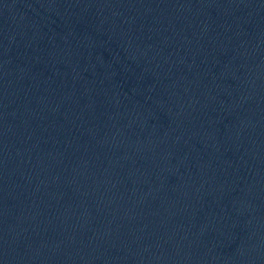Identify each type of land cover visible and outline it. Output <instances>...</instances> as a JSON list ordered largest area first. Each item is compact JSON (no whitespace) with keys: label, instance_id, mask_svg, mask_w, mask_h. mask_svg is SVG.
<instances>
[{"label":"water","instance_id":"95a60500","mask_svg":"<svg viewBox=\"0 0 264 264\" xmlns=\"http://www.w3.org/2000/svg\"><path fill=\"white\" fill-rule=\"evenodd\" d=\"M0 264H264V0H0Z\"/></svg>","mask_w":264,"mask_h":264}]
</instances>
